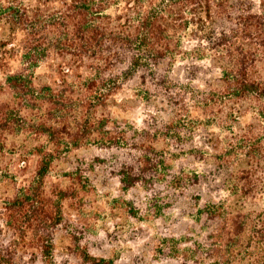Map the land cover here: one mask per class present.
Listing matches in <instances>:
<instances>
[{
    "label": "rangeland",
    "instance_id": "374dc122",
    "mask_svg": "<svg viewBox=\"0 0 264 264\" xmlns=\"http://www.w3.org/2000/svg\"><path fill=\"white\" fill-rule=\"evenodd\" d=\"M242 1L254 10L264 2ZM178 62L162 76L167 90L132 79L91 108L78 107L79 86L58 74V61L38 64L32 74L40 93L51 86L68 100L52 112L58 130L89 114L94 126L113 129L124 141L110 149L85 133L77 145L61 131L41 178L32 150L46 147L42 135L24 134L25 145L16 141L0 152V264H264L260 238L247 230L235 236L223 225L228 206L241 221L264 214V95L227 97L220 61ZM64 80L65 86L54 84ZM139 146L153 169L125 189L116 172L136 160ZM32 181L61 214L43 252L30 207L28 216L17 212L11 227L1 215L4 203ZM65 193L69 198L62 199ZM210 205H221L219 217L208 213Z\"/></svg>",
    "mask_w": 264,
    "mask_h": 264
},
{
    "label": "trees",
    "instance_id": "16d2710c",
    "mask_svg": "<svg viewBox=\"0 0 264 264\" xmlns=\"http://www.w3.org/2000/svg\"><path fill=\"white\" fill-rule=\"evenodd\" d=\"M235 2L6 0L0 4V95H7L0 102V152L16 141L25 145L24 134L42 135L46 147L32 150V155L40 157L35 178H41L53 159L52 151L59 146L56 135L61 131L77 145L85 133L110 149L124 141L113 129L102 131L94 126L89 114L77 116L70 128L63 125L57 129L58 124L51 121L52 112H61L68 100L51 86L42 88L46 93L41 94L32 74L48 58L58 61V74L72 80L71 88L79 86V108L99 106L132 79L167 90L168 84L162 79L166 67L178 68V61L201 57L213 63L220 61L227 97L264 95V69L257 70L258 65L264 66V2L260 1L255 10L242 0ZM65 81L54 84L65 86ZM74 108L75 112L76 105ZM138 148L134 149L136 160L125 162L116 172L125 189L139 182L138 176L146 175L148 167L153 169L149 152L143 146ZM34 181L4 203L1 215L11 227L7 223L17 212L26 215L30 207L32 220L41 232L35 239L43 252L49 249L61 214L58 206L49 208L50 200L34 187ZM67 198L65 193L62 199ZM219 206L210 205L208 213L219 217L217 213L223 209ZM228 208L232 212L224 219L226 229H232L235 236L247 230V235L260 238L257 246H262L264 214L257 215L255 221H241L239 216L230 215L232 206Z\"/></svg>",
    "mask_w": 264,
    "mask_h": 264
}]
</instances>
